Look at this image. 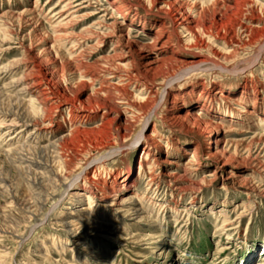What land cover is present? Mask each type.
I'll list each match as a JSON object with an SVG mask.
<instances>
[{
  "label": "rangeland",
  "instance_id": "374dc122",
  "mask_svg": "<svg viewBox=\"0 0 264 264\" xmlns=\"http://www.w3.org/2000/svg\"><path fill=\"white\" fill-rule=\"evenodd\" d=\"M59 1L0 0V210L11 209L13 215L9 223L0 217V264H264V27L258 22L264 20V11L256 12L252 37L242 34L235 16L226 15L220 23L222 28L216 30L219 25L213 26L212 34L219 35L210 41L200 32L198 35V30L188 34L178 29L176 36L172 34L174 29L159 10L160 6L168 9V5L153 4L155 0H69L71 6L80 5L74 8L79 11L69 22L58 20L62 18L57 14ZM205 1L182 0L179 5L195 16L193 5ZM111 3L137 21L124 30L122 37L111 33L102 39L96 34L111 32L107 26L114 23ZM117 20L123 21L122 17ZM140 21L144 26L139 25ZM163 23L173 41L159 56L160 66L146 72L155 85L153 92L157 89L158 103L165 96L143 129L145 135L151 134L148 140L142 138L151 149L144 165L154 163L150 165L154 166L150 169L152 177L148 178L142 173L147 169L139 167L145 157L143 145L141 141L133 143L150 108L146 105L140 112L131 110L141 84L122 92L125 90L118 75L124 73L120 69L136 73L135 69L143 68L144 57L148 64L154 56L152 36L164 27ZM222 35L234 51L224 53L227 47ZM34 59L48 70L53 86L70 101L95 108L70 112L66 105L56 112L49 126H41L35 118V96L19 92L29 79L25 74ZM229 90L231 99L226 98ZM103 102L121 118L115 127L126 119V130L113 129L107 143L101 138L103 132L96 130L104 111L98 104ZM25 106L29 111L24 116L37 120L23 128L2 126L11 119L7 113H23ZM169 109L181 119L209 121L210 125L204 124L202 129L209 128L214 134L219 131L232 143L231 149L237 144V152H228L226 157L208 156L203 148L208 134L199 139L184 122L168 119ZM242 109L252 113L239 120L229 119ZM75 126H80V132L60 151L80 149L76 163L65 172L63 183L45 189L44 204L33 206V179L40 176L45 186L49 177L41 168L34 171L31 162H16L13 157L54 164L57 171L58 159L51 151V142ZM229 127L243 132L226 133ZM14 131L17 137L8 145V135ZM15 145L30 149L10 152L12 147L18 148ZM32 145L44 148L34 149ZM121 147L123 152H117ZM192 151H196V168L189 163ZM101 156H106L101 160L105 173L117 178L116 182L111 178L110 185L120 200L129 199L123 211L108 205L111 201H101V206L89 210L95 199L82 202V206L68 200L70 191L80 188L82 182L67 188L69 180L88 160ZM130 166L132 186L122 181ZM7 194L14 196L11 203ZM9 203L12 205L4 208ZM130 207L142 210L129 215L124 211ZM85 218L106 220L121 229L75 234L70 230L73 225L63 223ZM61 245L66 248L61 249Z\"/></svg>",
  "mask_w": 264,
  "mask_h": 264
},
{
  "label": "bare ground",
  "instance_id": "6f19581e",
  "mask_svg": "<svg viewBox=\"0 0 264 264\" xmlns=\"http://www.w3.org/2000/svg\"><path fill=\"white\" fill-rule=\"evenodd\" d=\"M181 1L182 0H174L171 3H169V1H167V0H155L154 3H153V1H151L153 4L157 3V4L168 5V9L164 10L163 6H160L159 10L163 11L164 16H165L164 18L166 20L167 19L169 20V23L171 24L170 25L171 28L174 29L172 31L174 33H172V34H175V36H176L177 30L182 29V30L186 31L188 34L194 33V31L198 30V33L200 32L208 40H210L211 38L212 39L218 38V37H216L219 35V33L217 31H216L217 32L216 36L213 35L211 32L213 29V26L217 25V24L219 25V27H217L216 30L220 29V27L222 28L223 26H221L220 23L222 20H224L225 16L228 15V16H235V18H233V19H235L237 26L241 29V32H242V34H244L245 37H249V36L252 37L251 34H252V26L253 25L251 23L254 22L253 20H256V17H257L256 12L264 11V0H229V1H227V0H206L205 3H202V4L198 3L199 5H196V3H195V5H193L192 10L196 14L194 16V15L190 14L189 11L185 10L186 9L185 7H182L181 5H179V4H181ZM64 2H65V0H60L59 3H57V4H59V6L61 5V8H59L60 9L59 12L57 11L58 12L57 14L59 15L58 18L62 17L61 19H58V20L60 22L61 21L66 22V20L69 22L70 19L73 17V15H75L79 11L78 8L77 9H74V8L79 7L80 5L74 6L72 4L73 6H71L70 5L71 1H69V0L66 1L65 3ZM111 4L113 7L112 12L115 14V16L111 17L113 19L114 23L107 26V29L111 30V32L107 30L108 32L103 33V36L98 34V33L96 34L99 38L101 37L102 39L104 37L110 35L111 33H112V35H113V33H117L118 37H122L124 30L130 29L129 28L130 25L137 21L136 17H134L129 12L125 11L120 6L118 8V7H115L113 5V3H111ZM84 7H87V6H83L82 8H84ZM82 8H80V9H82ZM210 12H211V14L208 15ZM118 17L119 18L122 17L123 21L121 23L118 22V20H117ZM202 19H203V21H202ZM208 20H210L208 22L209 26L207 25ZM259 20H262V21H258V22L262 23L261 26L264 27V20L263 19H259ZM59 21H55V23H58V25H59V23H60ZM139 25L144 26V23L140 21ZM163 26L164 27L162 29H158L152 36V38H153L152 39V43H153L152 48L153 49L151 48V50H154V56L147 61V63H148L147 65H146V57H144L145 60L143 63V68L139 67L140 69H138V70L135 69L136 73L127 72L123 69H120V67L117 68V69H120L121 71L124 72V73H120L118 75V78L121 79V84H122L121 86H123V89L125 90L122 92H126V89L128 87L134 88V86H136L137 83L141 84V87L138 91V94L135 95V99L137 102L134 101V103L133 102L131 103V105H130L131 110L135 111V112L136 111L140 112L142 110V108L143 109H144V107L146 108V105H147V107L150 108V110H149L150 113L146 117V119L143 123V128L139 131V135L133 143V145H138V144H140V141H141V145H143L142 151H144L145 157L141 159L142 161H140L139 167L147 169V170H143L142 173H146L148 178L152 177V174H151L152 171H150V169L153 170L154 166L151 167L150 165H153L154 163L147 164L146 166L144 165V161H148L147 157L151 154V152H150L151 149L148 146V142H145L144 144L142 143L143 142L142 138L148 140L150 138L151 134L145 135L143 132V129L147 124L148 118L152 114H156V109H158L159 104L162 103V101H164L165 96L163 95L161 100L158 103V99H157L158 96H157V92H156L157 89L155 90V93H154L153 88L155 85L151 79H148L146 77V75H147L146 72L154 71L160 66L159 65L160 64L159 63L160 62L159 56L165 51V49L168 47V45L173 41V35L170 34L169 32H167L168 26L164 25V23H163ZM168 31H169V29H168ZM200 33L198 35H201ZM222 36L223 37H221V38H223V40H224L223 42L225 43V45L227 47V49L224 53L234 51L232 49L233 45L230 43V41H228L226 39V37H224V35H222ZM257 36H258V34H257ZM68 37H69V35H68ZM259 38H261V36ZM212 43H214V42H212ZM148 50L151 51L150 49H148ZM127 53H129V51ZM121 55L123 56V54H121ZM119 58H121V56ZM122 58H124V56ZM27 69L28 70H27L25 75L28 76L29 79L25 82V85L19 90V92L20 93L30 92L31 95L35 96L34 99H36V103L38 104L37 109H36L37 114H36L35 118H39L41 126H49L52 123V118L54 117L56 112H58L61 108H63L66 105L68 106L67 108L69 109L68 111H70V112H73L76 109H80V108L88 110V111H91L92 109L95 108L94 106H90V107L85 106L79 102H76L77 100L74 101V99L70 101L66 97L64 92L63 93L60 92L59 90H57L53 86V83H52L51 78H50L51 76L48 73V70H45L43 68V66L41 65V63L37 59L30 61V65L28 66ZM108 85L110 86V85H112V83L108 82ZM231 90L227 91V93H226V98H228V99L229 98L231 99V94H232ZM164 91L166 94L168 93L167 87H165ZM15 97H17V96H14V98ZM30 97L31 98L29 99V101L32 99L33 96H30ZM27 103H28V101H27ZM22 105H23V103L22 104L19 103V106H22ZM98 105H99L98 107L103 108L104 111L101 113L100 120H99V123L97 124L98 126H97L96 130L101 131V133L103 132L104 135L103 134L102 135L104 137L101 136V138H103L104 142L107 143L108 140L112 138V132L111 131L113 129H115V130L116 129H120V130L122 129L123 132L126 130V128H125L126 119L124 118L123 123L120 127L119 126L115 127L116 120L121 121V118L118 117V115H116V114H115L116 116H114L112 114V112L110 111V106L106 102H103V103L98 104ZM28 106H25L23 108V110H24V111L22 110L23 113L19 112V114H18L17 113L18 111L17 112L14 111L13 113L12 112L7 113L8 116H11V119L8 121V123L2 124V126L3 127L10 126L12 128L20 126L21 128H23V127L27 126V124L32 123L33 120H37L33 117L31 118V117L24 116V112L29 111ZM17 107H18V105H17ZM222 111H224V109ZM227 111H229V110H227ZM251 113H252V110L242 109L240 114H238L237 116L232 114L231 117L232 116H236V117H232L229 119L239 120L240 117L241 118L243 116L246 117L247 115H250ZM223 114L226 115L225 112ZM166 117L168 119L180 120L181 122H184L190 131L195 132L199 135L198 136L199 139H200V137L204 138V136H207L206 134H208L209 137H208L207 141H204L205 145L203 146V148H204V150L208 156H211V157H215L217 155L225 156V154L228 152H234V153L237 152L236 151L237 150V144L235 145V143H234L235 146L232 147L233 149H231L230 147H231L232 143L229 140H224V137L221 136L222 133H221V135H219V131H216L214 134L211 132V130L209 131V128L202 129V125H204V124L210 125V122L207 121L206 119H205L206 121H202V122H200L197 119H194V118L192 119L189 117H185V118L183 117L184 119H181V117L177 116L175 114V112L171 109L168 110V115ZM8 118H10V117H8ZM220 125L218 126L217 130H219V128H221ZM79 127L78 126L70 127V129H68L66 134H61L60 136L56 137L51 142L52 143L51 144V146H52L51 151H52V153H54L55 156L57 155L56 159H58L57 161H58L59 168L57 169V171L54 170V164L48 166L46 163H45L46 165H44V162H42L40 160L31 161V160H28L25 158L24 159L17 158V156L13 157L12 160L16 161V162L21 161V160H22V162L25 160V162L27 164L31 162L32 167H34L33 168L34 171H36V169L39 170V168H41L44 171V173L47 174L49 177L47 180H45V181H47L45 186H43L44 180L40 176L33 179L32 186H31L32 193H33V195H32L33 196L32 200L34 203L33 206L39 207V206L43 205L44 204L43 199H44L45 189L51 188L53 186L55 187V186H58L59 183H63V177L65 175V172H69V170H71V168H72V164L76 163L75 159H77V157L80 155V151H81L80 149L70 147L69 150H65V152H62L60 150H62V148L66 144L67 145L69 144L68 143L69 140H71L73 138V136L76 135V132L80 130ZM211 127H213V125ZM78 128H79V130H78ZM226 130H228V131H226V133L227 132H234L235 130H238V132H243L239 129H233V127H229ZM15 132L16 131H14L13 133H10L8 135V138H7L8 145L13 144L12 140H14L17 137V134ZM28 133H30V132H28ZM32 139H33V137H32ZM30 140H31V138H29V141ZM259 141H261V139H259ZM223 142H225V145L221 146V144ZM95 143L100 144V142H95ZM241 144L244 145V143H242V142H241ZM20 145L22 146V144H20ZM12 146H14V145H12ZM16 146L17 145H15V147ZM33 146L34 145H32V147ZM34 147H38L41 149L44 148L43 146H39V145L38 146L35 145ZM26 148L30 149V146H27V147L25 146V147H21V148L20 147L14 148V150L12 147V150L10 152H14L17 149L23 150ZM34 149H36V148H34ZM120 150H121L120 153H122L123 152L122 147L117 149L116 151L119 152ZM195 153H196V151H192V153L190 154L189 157H192V158L189 159V163L192 167L196 168L197 165L194 164L196 162V159L194 158ZM184 154L189 155V152L184 151ZM15 155H17V154H15ZM105 157L106 156H101L99 158H95V159L93 158L91 160H88L87 163H85L84 168L77 175L72 177L71 180H69L67 188H69L71 185L75 184L76 181L82 180V182L80 183L81 184L80 188L70 191L68 200L72 201V203L73 202H75L76 204L80 203V206H82V202H84V201L88 202L91 199H95V204L89 206V210H91L96 205L101 206L102 205L101 201H106V202L111 201L108 205L114 206V209L117 211H123V209L128 206L126 204L129 202V199H125V200L121 199L120 200V198H121V197H119L120 195L117 192H115L114 187L112 185H110V182H111L110 179L112 178V181L116 182L115 180L117 178L116 179H114V177L109 178L110 173L109 172L105 173L104 163H103V161H101ZM52 163H53V161H52ZM90 169H91V172H89ZM117 175H119V174H117ZM132 178H133V169L130 166L125 171V175L123 176L122 181L127 183L128 185L132 186V181H131ZM48 183H50V184H48ZM46 186H48V187H46ZM120 191H122V189ZM7 197L11 198L10 203L14 200V199H12L14 196L12 197L11 194H7ZM10 203L8 205H4V208H7V206L12 205ZM14 209H15V207H12V210H14ZM131 209H133V208H131V207L129 209L127 208L124 212H127L129 215L130 214L136 215L137 213H139L142 210L141 208L140 209H133V210H131ZM10 211H11V209L0 210V217H2L3 221L6 223H9L12 221L11 216H13V215L10 214ZM130 211H131V213H129ZM74 222L71 223L69 221H65L63 223L67 224L69 226L73 225L72 229H70V230L76 231L75 234H79V232L81 233L82 231H92L93 229H94L93 231L104 229L110 233L112 231L114 232L115 230L118 231L121 229L118 226L112 227L110 224H108L106 222V220L105 221L101 220L98 222V221L92 220L90 218H85V220H82V221L75 220ZM75 224H81V225L79 227H77ZM1 231H3V230L0 227V233H2ZM84 243H86L88 246L90 245V242L89 243L84 242ZM65 248H66L65 246L61 245V249H65ZM263 249H264V246L262 247V250ZM95 255H98V254L95 252ZM74 256L76 257L77 255H74Z\"/></svg>",
  "mask_w": 264,
  "mask_h": 264
}]
</instances>
